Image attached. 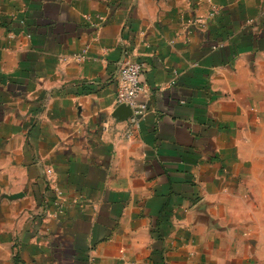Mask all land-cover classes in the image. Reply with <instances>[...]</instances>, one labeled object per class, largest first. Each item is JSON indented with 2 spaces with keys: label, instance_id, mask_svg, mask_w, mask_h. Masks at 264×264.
Segmentation results:
<instances>
[{
  "label": "crops",
  "instance_id": "obj_1",
  "mask_svg": "<svg viewBox=\"0 0 264 264\" xmlns=\"http://www.w3.org/2000/svg\"><path fill=\"white\" fill-rule=\"evenodd\" d=\"M0 264H264V0H0Z\"/></svg>",
  "mask_w": 264,
  "mask_h": 264
},
{
  "label": "built area",
  "instance_id": "obj_2",
  "mask_svg": "<svg viewBox=\"0 0 264 264\" xmlns=\"http://www.w3.org/2000/svg\"><path fill=\"white\" fill-rule=\"evenodd\" d=\"M143 64L132 59V57L124 53L119 63L118 71V88L116 91L117 105L128 106L132 115L129 118L130 126L134 130H138L140 123L148 111V105L139 101L140 95L145 92V86L142 84L141 76L143 73ZM46 180L50 186L55 184V172L52 168L44 171ZM54 195L57 199V206H61L63 201V193L60 189H54Z\"/></svg>",
  "mask_w": 264,
  "mask_h": 264
},
{
  "label": "water",
  "instance_id": "obj_3",
  "mask_svg": "<svg viewBox=\"0 0 264 264\" xmlns=\"http://www.w3.org/2000/svg\"><path fill=\"white\" fill-rule=\"evenodd\" d=\"M117 113L118 116L120 118H122L123 120H127L131 117L132 115V111L128 106L125 105H121L118 109H117Z\"/></svg>",
  "mask_w": 264,
  "mask_h": 264
}]
</instances>
